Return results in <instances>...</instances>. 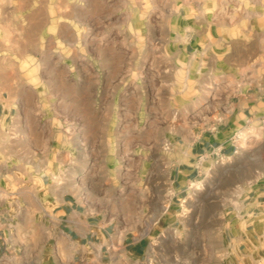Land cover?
Segmentation results:
<instances>
[{
  "label": "rangeland",
  "instance_id": "obj_1",
  "mask_svg": "<svg viewBox=\"0 0 264 264\" xmlns=\"http://www.w3.org/2000/svg\"><path fill=\"white\" fill-rule=\"evenodd\" d=\"M241 2L0 0V264L25 239L3 229L70 181L146 264H264L262 209L241 216L264 130L234 118L264 82V10ZM229 127L237 152L197 154Z\"/></svg>",
  "mask_w": 264,
  "mask_h": 264
},
{
  "label": "crops",
  "instance_id": "obj_2",
  "mask_svg": "<svg viewBox=\"0 0 264 264\" xmlns=\"http://www.w3.org/2000/svg\"><path fill=\"white\" fill-rule=\"evenodd\" d=\"M248 3L253 12L264 10V0H248ZM237 4L240 10L241 0H237ZM236 109V120L245 116L247 126L260 122L264 130V82L262 87L254 85L247 90L239 98ZM240 129L229 127L209 135L210 139L196 148L197 154L216 147L222 154L237 152L233 138ZM223 134H226L224 139H219ZM191 172H195V168L189 175ZM56 187L60 191L55 190L57 196L51 211L44 203H38L43 213L38 227L33 223L29 227L3 229L5 235L25 237L21 241L13 239L11 250H7L11 264H146L147 254L139 246L138 238L130 237L127 231L111 228L110 222L100 212L92 210L89 202L80 196L75 182L56 183ZM247 187L264 189V182L250 180ZM260 193L262 195H257L254 191L243 197L242 219L255 216L258 207L264 214V190ZM252 231L254 229L246 227L240 236L256 235Z\"/></svg>",
  "mask_w": 264,
  "mask_h": 264
},
{
  "label": "built area",
  "instance_id": "obj_3",
  "mask_svg": "<svg viewBox=\"0 0 264 264\" xmlns=\"http://www.w3.org/2000/svg\"><path fill=\"white\" fill-rule=\"evenodd\" d=\"M238 148L236 147V150H237ZM208 155V154H216V155H221L222 153H221V150L219 149V148H214V149H212L210 152H204V156H206V155ZM201 158H203V157H201Z\"/></svg>",
  "mask_w": 264,
  "mask_h": 264
},
{
  "label": "bare ground",
  "instance_id": "obj_4",
  "mask_svg": "<svg viewBox=\"0 0 264 264\" xmlns=\"http://www.w3.org/2000/svg\"><path fill=\"white\" fill-rule=\"evenodd\" d=\"M25 189V188H24ZM23 194V193H22Z\"/></svg>",
  "mask_w": 264,
  "mask_h": 264
}]
</instances>
